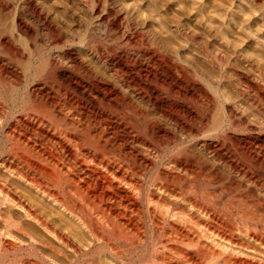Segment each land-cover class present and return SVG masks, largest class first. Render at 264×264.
<instances>
[{
    "label": "bare ground",
    "instance_id": "1",
    "mask_svg": "<svg viewBox=\"0 0 264 264\" xmlns=\"http://www.w3.org/2000/svg\"><path fill=\"white\" fill-rule=\"evenodd\" d=\"M83 1L0 0V264H264V62L227 47L228 7L264 55V0ZM150 156L187 207L145 193L148 227Z\"/></svg>",
    "mask_w": 264,
    "mask_h": 264
},
{
    "label": "rangeland",
    "instance_id": "2",
    "mask_svg": "<svg viewBox=\"0 0 264 264\" xmlns=\"http://www.w3.org/2000/svg\"><path fill=\"white\" fill-rule=\"evenodd\" d=\"M93 2L94 0H84L83 2L84 3H89V2ZM90 2V3H91ZM95 3V2H94ZM85 5V4H84ZM101 5H102V3H100V8H101ZM146 9H145V8ZM242 7V6H241ZM240 7V8H241ZM149 11V12H148ZM227 16L229 17V19L231 18L232 19V17H231V15L230 14H232V12H231V9L230 8H228L227 7ZM231 12V13H230ZM236 12H238L237 10H236ZM141 14H142V16L144 15V17H146L147 15H148V17L149 16H151V17H154V15H155V13H154V8L152 7V6H150V5H145V6H143V8H142V10H141ZM239 14V13H238ZM228 17H227V47H232V46H234V47H236L238 50L239 49H242L241 51H242V53L245 55V56H247V57H249V58H252L253 60H257V61H263L264 62V55H262L261 53L259 54V51H258V49H257V46L254 44H251V45H249V46H247L246 45V41H244L243 42V40H244V37L243 36H241L240 37V35H236V36H234V34L232 33L233 31L231 30V27L229 26V22H228ZM243 17V19L242 20H244V21H242L241 20V23H242V25H244L243 27L244 28H246L245 29V32L247 33V35L250 33V34H256L255 32H256V29L255 28H253V29H251L250 27H248V26H250L249 24H248V22H250V21H248V19H247V16H242ZM247 21V23H246V21ZM231 23H233V19L230 21ZM243 22H245V23H243ZM156 23L158 24V25H160V27L161 28H163L162 26H164L162 23H161V21H160V19H158L157 21H156ZM245 24H246V26H245ZM247 30V31H246ZM249 30V31H248ZM254 30V31H253ZM166 31V29L164 30V32ZM231 31V32H230ZM249 34V35H250ZM40 35H42V34H40ZM39 35V37H38V43H39V45H40V42H41V48L42 49H44V45H45V43H44V41H42L43 40V38H42V36H40ZM233 36V37H232ZM101 41H100V40ZM104 38L102 37V38H98V39H96L94 42H93V44H101V43H104V40H103ZM99 41V42H98ZM242 41V42H241ZM230 43V44H229ZM243 43V44H242ZM229 44V45H228ZM233 44V45H232ZM235 44V45H234ZM230 45H232V46H230ZM243 46V48H241ZM250 47H252V48H250ZM246 48H247V50H246ZM256 49V50H255ZM245 51V52H244ZM250 51V52H249ZM258 51V52H257ZM228 53V52H227ZM230 54L231 53H228L227 54V59H230V57H231V59H233V56H230ZM249 54V55H248ZM259 54V55H258ZM232 55V54H231ZM260 56V57H259ZM262 56V57H261ZM259 58H261V59H259ZM263 58V59H262ZM261 61V62H262ZM244 68H239L238 69V74H237V76L238 77H236V76H232V75H229V77H228V79H227V94H232L233 93V89H231L232 87H231V82L232 83H234L235 84V82L237 81V80H239V83H237L236 82V86H238V87H236L237 89H240V90H244L248 85L249 86H253V88L256 86V83H257V80L253 77V76H251L250 77V75L246 72V70L244 69ZM240 70V71H239ZM60 72H63V73H65V72H67L66 71V69H64V68H61V70H59ZM65 74H68V73H65ZM248 75H249V77H248ZM68 76V75H67ZM231 78H233V79H231ZM252 78H253V80H252ZM234 80V81H233ZM256 80V81H255ZM245 85V86H244ZM240 87V88H239ZM244 87V88H243ZM243 88V89H242ZM116 109H118L117 108V106H116ZM5 111L7 112V114H9V116L10 115H12L11 113L13 112V107H12V105L8 102H5ZM253 114V117L251 118L250 117V120H251V122L252 123H255L254 125H251L252 123H250V124H248V125H245L244 127L243 126H238V125H235L234 124V126H232V127H229L228 125H227V136L228 137H236V138H238V137H241V138H243L241 135H247L248 134V136H250V138H256L257 137V133H256V122L255 121H257L258 122V115H257V113H252ZM9 116H7V117H9ZM256 116H257V118H256ZM235 121L236 122H238V119H239V114H237V115H235ZM253 119V120H252ZM254 119H256V120H254ZM249 127V128H248ZM251 127V128H250ZM255 127V128H254ZM246 130V131H245ZM244 131H245V133H244ZM239 135V136H238ZM146 141H147V143L149 144V146H150V150L151 151H149L151 154H152V156L153 157H158L157 159H162V158H164V157H169V156H171L172 155V153H173V150L172 149H174V147L176 146V145H178L179 144V141H174V142H172V143H170V144H162V143H159V142H157L156 140H154V139H149V138H146ZM156 142V143H155ZM177 143V144H176ZM160 144V145H159ZM152 146V147H151ZM167 148V149H166ZM171 148V149H170ZM158 149V150H157ZM160 150H162V151H160ZM155 151V152H154ZM161 152V153H160ZM172 152V153H171ZM158 153V154H157ZM155 155V156H154ZM161 155V156H160ZM165 155V156H164ZM152 156H150L148 159L149 160H147V162H148V164H150V167H149V169L148 170H146L145 172H143L142 174H141V176H136L135 175V177H137L136 179H137V182H138V185H137V187H138V189H139V194H138V198L140 199V206H141V212H142V222L146 225V226H148V227H150V217H148L149 215L147 214V209H148V207H147V205L143 202V201H141V196H143V195H145V193L146 194H148V193H156L155 194V196H158V197H160L161 196V198L162 199H164L165 200V202H166V206H168V207H170L171 205H173V204H175V205H180V206H182V207H184V208H186L187 206H186V204L184 203L185 201L183 200V199H180V198H176L175 197V195L173 194V193H170V192H167V191H164V189H161V190H159L158 189V187H157V185L158 184H163L164 182L162 181V180H160V179H158L156 176H155V171H156V168H155V164H154V161H153V159H151L150 160V158H152ZM160 169V168H159ZM163 168H161V170H162ZM162 171H166V172H169V170H165V169H163ZM154 173V174H153ZM152 175V176H151ZM151 177H152V179H151ZM153 177H154V179H153ZM151 179V180H150ZM157 179V180H156ZM160 180V181H159ZM155 181V183H153ZM157 181H158V183H157ZM182 184V185H181ZM184 182L182 181V183H179V184H176V185H174V186H176V187H180V188H182L183 186H184ZM156 185V186H155ZM180 185V186H179ZM182 186V187H181ZM213 186H215V187H213ZM216 186L217 185H212V189L213 188H216ZM157 190H156V189ZM162 190L164 191V192H166V193H164V192H162ZM151 191V192H150ZM154 191V192H153ZM162 193H164V194H162ZM172 194V195H171ZM174 196V197H173ZM191 196V195H190ZM176 199V200H175ZM183 200V201H182ZM171 202V203H170ZM155 204V205H154ZM186 207H185V206ZM155 206V208L156 209H158V208H160V205L158 204V203H153L152 204V206L151 207H154ZM158 206V207H157ZM150 230V229H149ZM149 233H151V230H150V232ZM141 253V252H140ZM139 252H137V253H135L134 255H132L131 256V258L135 261V262H138V261H140L141 262V259H142V253L140 254ZM140 255V256H139ZM11 256V257H10ZM8 257V258H7ZM7 257H5V261H4V264H10V263H14V261H17L18 259H20L21 257L20 256H18V257H16L15 255H13L12 253H10V254H7ZM20 257V258H19ZM12 259L14 260V261H12ZM137 260V261H136ZM146 263V262H145ZM145 263H143V264H145Z\"/></svg>",
    "mask_w": 264,
    "mask_h": 264
}]
</instances>
